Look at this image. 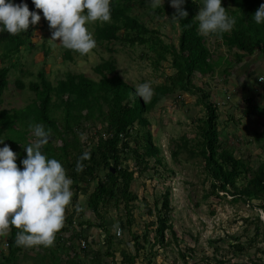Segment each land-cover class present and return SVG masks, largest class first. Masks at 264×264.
<instances>
[{
	"label": "trees",
	"instance_id": "trees-1",
	"mask_svg": "<svg viewBox=\"0 0 264 264\" xmlns=\"http://www.w3.org/2000/svg\"><path fill=\"white\" fill-rule=\"evenodd\" d=\"M14 2L27 3L29 10L39 11L41 20L43 19L42 10H37L32 0ZM262 3L264 0H222V6L230 16L235 17L236 23L232 30L222 36L210 37L220 40L229 50L241 52L235 54L238 63L256 52L264 57V24L258 25L252 19V15ZM139 4L145 5L143 0H111L110 21H97L99 24L94 26L93 33L97 44L104 46L110 53L113 52L110 45L114 42L129 47L147 46L154 54L152 60L155 67L166 61L168 56L171 57L174 74L154 88V94L149 100L137 96L135 88L117 74L116 61L111 56L94 68V72L100 77L98 81L84 74L68 73L64 79L53 84L41 69L35 73V81L27 86L34 94L30 104L22 109L0 110V139H4V143L10 145L17 154L18 167L23 168L21 161L27 156L23 147L30 144V125L43 124L46 129H51L50 142L44 146L43 151L49 158H56L62 163L66 174L73 180L75 192H86L97 179V186L86 201L87 208L93 213L95 220H82L84 210L77 208L65 219L62 229L57 232L51 245H39V248L46 249V254L50 251L55 253L56 250L66 254L71 250L73 255L68 253L65 264H86L84 257L87 256L91 257L89 264H108V260L115 264V236L110 232L111 219L106 218L110 207L118 210L121 201L124 203L126 216L124 226L131 235L134 253L121 250L120 264H135L136 258L149 242V232L152 228L153 246H163L167 232L177 241L171 222L173 209L168 189L151 206H145L147 215L154 217L146 227L145 233L138 235L130 232L134 219L129 204L137 200V196L130 191L134 175H142L149 169L151 159L156 166H163L161 149L153 143L146 114L170 95H198L197 104L205 111L204 118L197 120L196 142L184 137L182 147L189 150L193 156L202 158L204 172L211 182L212 192L209 194L219 196V193L223 192L231 196L233 201L247 204L253 200L257 201V208L264 214V163L255 171H251L241 159L235 157L233 149L222 148L218 130V105L211 102L209 95L196 87L192 81L195 74L214 75L221 65L220 59L211 60V51L207 47L205 37L198 31V21L194 19L202 0H185L182 7L188 12V16L181 21L173 19L179 28L177 46L165 44L158 31L147 28L137 16L132 15L134 6ZM170 4V0H164L161 6L155 8V13L160 16L166 14L172 18L176 10ZM146 10L149 12L150 6ZM37 24L30 25L26 32L18 35L0 33V107L3 104V95L9 87L11 71L20 67L19 58L22 52L32 48L31 39L38 29ZM62 50V60L65 61H72L73 55L77 54L63 47ZM28 72L23 73L25 76L32 74ZM221 73L226 82L230 70L227 68ZM261 84L264 95V83ZM16 85L25 88L21 80H18ZM249 109L250 113L264 117V102L261 107ZM56 112H60L59 117L55 116ZM83 123L92 126L99 123L102 127L101 131L96 132V137L81 143ZM57 142L61 143L60 147L55 146ZM3 146L0 144V147ZM85 152L89 154V158L82 161L84 168L77 172V161ZM131 158L134 161L133 167L127 165ZM101 171L105 172L104 181L99 178ZM80 184L85 186L81 188ZM76 197L77 194L74 200ZM74 221H77L75 225ZM257 222L262 223L260 216ZM258 224L253 228L248 246L233 237L235 242L229 246L230 253L240 257L253 248L257 253L264 254L263 248L258 247L259 244L264 246V229L261 231ZM91 229L103 230L105 237L100 247L95 236L86 235V231ZM17 231L19 229L15 227L9 228L6 241L9 254L2 258L0 264H14L20 253L27 248L16 245ZM68 232L71 235L66 247L60 243L63 241L62 235ZM81 241L85 242V248L80 247ZM51 247L53 248L49 250ZM41 257L47 258L44 250ZM181 257L184 259L183 254ZM147 264H151V261Z\"/></svg>",
	"mask_w": 264,
	"mask_h": 264
},
{
	"label": "rangeland",
	"instance_id": "rangeland-1",
	"mask_svg": "<svg viewBox=\"0 0 264 264\" xmlns=\"http://www.w3.org/2000/svg\"><path fill=\"white\" fill-rule=\"evenodd\" d=\"M143 1L145 5L134 6L132 15L137 16L147 28L158 31L165 44L177 46L179 36L177 24L166 14L160 16L154 11L157 6H161L163 3L153 7L148 1ZM148 6L151 8L149 12L146 10ZM96 24L99 23L89 21L86 25L93 36ZM37 25L38 29L31 39V50L22 52L19 58L20 67L11 71L9 87L3 95V104L0 110H17L30 104L34 94L27 89V86L35 81V73L41 69L53 84L57 80L64 79L68 73L84 74L86 77L98 81L100 77L94 72V68L112 56L116 61L117 74L135 89L143 82H150L154 89L174 74L170 56L158 67H155L152 60L154 54L147 46L129 47L118 42L110 45V48L113 49L112 53L96 43V47L88 54L77 53L73 55L72 61L62 60V46L49 40L51 30L47 20L43 17ZM204 37L207 47L211 51V60L218 61L220 59L221 65L212 76L195 74L192 77L193 84L208 94L211 102L218 105V130L222 148L233 149L235 157L241 159L251 171H255L261 163H264V117L250 113L249 107L263 106V101L257 96L260 92L256 91H259L261 83H264V70H262L264 68L260 67L258 61L254 60L251 64L249 63L250 66L247 69H251L243 87L245 93L242 98L243 104L235 106L232 99L235 98L236 93L230 89L233 87V78L238 79V72L242 69L245 70V67L242 69L240 67L245 59L238 63V59L234 60L232 55V53H236V50L232 52L216 38ZM57 42L59 43V41ZM240 53L238 51V54ZM257 53L259 54V52ZM253 64L256 67L252 68ZM227 68L230 70V75L225 82L221 71ZM28 71L32 74L25 76L23 72ZM259 77L263 82L259 83ZM18 80L24 83V89L16 85ZM226 96H230L229 101L226 100ZM198 97V95L185 93L170 95L146 114L153 143L161 149L163 166H156L154 160L151 159L149 169L142 175L135 173L130 191L137 196V200L129 204L134 219L130 232L138 235L145 233L148 224L154 220L153 216L147 215L145 206H151L168 189L170 205L173 209L171 222L177 241L167 232L165 244L153 246L152 228L149 232V242L146 243L145 250L141 251L139 257L136 258L135 264H147L148 261H151V264H236L239 257L230 253L229 248L235 242L233 237L248 246L253 228L258 224L259 216L262 223L258 225L261 231L264 229V226L261 227L264 225V214L257 208L259 203L254 200L248 204L233 201L231 196L223 192H220L219 196L210 195L209 193L212 192L211 182L204 172L202 158L193 156L189 150L182 147L184 137L196 142L197 120L203 119L205 115V111L197 104ZM55 116L59 117L60 112H56ZM83 124L84 131L80 133L81 143L90 141L91 138L96 137L97 131H101L102 125L99 123L93 126L88 123ZM36 139L31 132L29 134L30 144L34 143ZM94 141L96 142V140ZM55 146L60 147L61 143L57 142ZM133 163L132 158L127 161V165L130 167H133ZM104 177L105 172L101 171L100 180L104 181ZM80 186L83 188L85 185L80 184ZM96 186L97 179L91 183L86 192H75L71 185L73 197L66 208L65 219L72 215L73 210L86 205L89 195ZM76 194L78 201H73ZM124 211V203L121 201L118 210L110 207L106 218L111 219L110 232L115 236L113 240V249H116L115 264L121 263V250L134 253L131 235L124 226L126 220ZM76 222L74 221L73 225ZM69 228L71 229V227ZM97 232L100 242L103 243L105 237L103 230L100 229ZM8 235L9 229L5 235H0V250L3 253L0 254V261L9 254L6 246ZM69 237L70 235L67 233L63 234L64 242L60 244L68 247ZM258 247L263 248L262 244H259ZM43 250L47 258L41 257ZM45 250V248H39V245L27 247L20 253V257L16 258V264H28V262L31 264H65L63 259L66 260L69 257L68 253L70 255L69 251H71H66L65 254L61 250H56L55 253L50 251L46 254ZM182 254L184 259L181 257ZM28 256H32L33 259L30 257L26 260ZM85 261L89 264V260Z\"/></svg>",
	"mask_w": 264,
	"mask_h": 264
},
{
	"label": "clouds",
	"instance_id": "clouds-1",
	"mask_svg": "<svg viewBox=\"0 0 264 264\" xmlns=\"http://www.w3.org/2000/svg\"><path fill=\"white\" fill-rule=\"evenodd\" d=\"M156 7L164 0H148ZM37 10H42L47 20L51 37L49 40L64 49L86 55L96 47V40L88 30L87 22H108L111 19V0H32ZM176 10L172 19L181 21L188 16L182 7L185 0H170ZM198 14V31L204 36H222L235 26V17L222 6V0H202ZM258 25L264 24V3L252 15ZM41 20L39 11H30L27 3L0 0V33L18 35L30 25ZM59 41V43L57 42ZM236 53H238L236 51ZM263 82L259 79V83ZM135 94L148 100L154 94L150 82L141 83ZM37 138L23 147L27 152L21 163H16L17 154L10 145L0 139V235L10 227L19 229L15 243L20 247L51 245L65 221V211L70 204L73 180L56 158H49L43 148L50 142L51 129L43 124L30 125ZM85 152L76 164V171L84 168Z\"/></svg>",
	"mask_w": 264,
	"mask_h": 264
},
{
	"label": "crops",
	"instance_id": "crops-1",
	"mask_svg": "<svg viewBox=\"0 0 264 264\" xmlns=\"http://www.w3.org/2000/svg\"><path fill=\"white\" fill-rule=\"evenodd\" d=\"M233 52V51H232ZM236 54V53H235ZM235 54L234 53H232V55H233V59L235 60V59H238L236 56H235ZM258 54V53H257ZM256 53L254 54L255 55V58L253 59V57H254V55L253 56H251V57H245L244 59V61L240 64V67H241V69H242V67H245V70H243L242 69V71L240 70V72H238V75H239V78L238 79H236V78H233V87H232V89H230L233 93L235 92L236 93V96H235V98L234 99H232V101H233V104L235 105V106H237L238 107V105H242L243 104V100H242V98L244 97V95H245V93H244V91H243V87H244V84H245V79L247 78V75H249V70L251 69H247V68H249V63L251 64L252 63V61H258L259 62V65H260V67L261 68H264V57L263 56H259V54L257 55ZM256 64V63H255ZM243 65V66H242ZM263 65V66H262ZM253 66H255L256 67V65H252V68H253ZM262 70H264V69H262ZM241 75V76H240ZM234 77V76H233ZM261 77H259V79H260ZM226 92V91H225ZM256 92H260V93H258V97L259 98H261V100L264 102V95H263V91H262V89H260L259 91L257 90ZM227 93V92H226ZM227 98H229V100H230V96H226V100L227 101H229ZM257 107H259V106H257ZM77 201H78V198L76 199ZM76 200H74V201H76ZM85 207V208H84ZM83 208L82 207H80V208H78V209H80V210H84V212L82 213L83 214V217H82V220L83 219H85V220H88V221H92V220H94V215H93V213L87 208V205H85ZM74 212V210L72 211V213ZM74 215H76V214H74ZM80 221V220H79ZM97 229H91V230H88V231H86V235L87 236H89V235H91V236H95V239H96V241H98L99 242V244H98V247H100L103 243H101L100 242V236H99V234H98V230L96 231ZM66 234V233H65ZM67 235H71V233H67ZM62 242H64V241H62ZM262 247H263V250H264V246L262 245ZM259 249H261V248H259ZM252 250H254V251H252ZM70 252V255H73V252L72 251H69ZM0 254H3L2 253V251L0 250ZM20 257V256H19ZM32 258L33 259V257L32 256H28V257H26V260L28 259V258ZM251 258H252V260H251ZM64 260V263H65V259H63ZM84 260H91V257H84ZM109 261V263L108 264H111V260H108ZM89 263V262H88ZM14 264H16V262L14 263ZM28 264H31V262H28ZM87 264V263H86ZM236 264H264V254L262 253V254H260L259 252L257 253L256 252V250L255 249H253V248H251L250 250H248V252H246L245 254H242L240 257H239V260L237 261V263Z\"/></svg>",
	"mask_w": 264,
	"mask_h": 264
},
{
	"label": "built area",
	"instance_id": "built-area-1",
	"mask_svg": "<svg viewBox=\"0 0 264 264\" xmlns=\"http://www.w3.org/2000/svg\"><path fill=\"white\" fill-rule=\"evenodd\" d=\"M80 247H81V248H85V242H84V241H81V243H80Z\"/></svg>",
	"mask_w": 264,
	"mask_h": 264
},
{
	"label": "water",
	"instance_id": "water-1",
	"mask_svg": "<svg viewBox=\"0 0 264 264\" xmlns=\"http://www.w3.org/2000/svg\"><path fill=\"white\" fill-rule=\"evenodd\" d=\"M114 172V171H113Z\"/></svg>",
	"mask_w": 264,
	"mask_h": 264
}]
</instances>
